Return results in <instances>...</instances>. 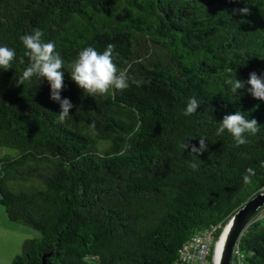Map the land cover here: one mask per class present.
Returning <instances> with one entry per match:
<instances>
[{
    "label": "trees",
    "instance_id": "16d2710c",
    "mask_svg": "<svg viewBox=\"0 0 264 264\" xmlns=\"http://www.w3.org/2000/svg\"><path fill=\"white\" fill-rule=\"evenodd\" d=\"M37 28L65 62L63 120L46 80L17 83L30 64L20 38ZM108 44L129 87L88 95L71 62ZM0 45L16 50L0 69V205L40 234L12 264H185L193 235L220 226L219 236L264 191V100L247 90L249 73L264 75V0H0ZM236 111L258 124L244 144L216 133ZM199 136L207 149L191 153ZM263 210L239 238L238 264H264Z\"/></svg>",
    "mask_w": 264,
    "mask_h": 264
},
{
    "label": "clouds",
    "instance_id": "9594fccd",
    "mask_svg": "<svg viewBox=\"0 0 264 264\" xmlns=\"http://www.w3.org/2000/svg\"><path fill=\"white\" fill-rule=\"evenodd\" d=\"M238 11L247 13L248 9L245 7L238 9ZM20 39L25 54L30 58V64L22 77L18 78L17 83L23 84L24 78H31L33 75L39 77L41 81L46 80L50 86V98L59 103V115L60 119L63 120L70 115L69 110L73 107V104L68 98H61L65 69L62 56L55 50L53 42L43 40L41 29H34L31 33L21 36ZM113 47L112 44H108L101 52L92 46H87L79 50L75 59L72 60L69 70L70 78L88 95L95 96L104 94L110 89L123 90L129 87V77L126 71L118 70L113 62ZM15 55V48L0 45V69L7 70L11 68ZM229 83L233 93L244 87V82L236 79L234 75ZM247 84L250 85L247 90L254 98L264 100V75H257L256 72L249 73ZM198 105L200 103L197 98L195 96L191 97L186 104L184 114L189 115L197 112ZM217 124V135L227 132L236 144L247 142L245 133L255 134L258 131L257 120L246 117L241 111L225 114ZM199 137L198 146L191 145V153L199 154L206 151L205 141L207 139L204 136ZM180 148L183 150L188 149V140L182 142ZM247 173L243 176V181L246 184L251 183L253 170L247 169Z\"/></svg>",
    "mask_w": 264,
    "mask_h": 264
},
{
    "label": "water",
    "instance_id": "95a60500",
    "mask_svg": "<svg viewBox=\"0 0 264 264\" xmlns=\"http://www.w3.org/2000/svg\"><path fill=\"white\" fill-rule=\"evenodd\" d=\"M264 206V191L251 198L225 223L213 246L212 264H231L234 247L241 234L252 221L258 210Z\"/></svg>",
    "mask_w": 264,
    "mask_h": 264
},
{
    "label": "rangeland",
    "instance_id": "374dc122",
    "mask_svg": "<svg viewBox=\"0 0 264 264\" xmlns=\"http://www.w3.org/2000/svg\"><path fill=\"white\" fill-rule=\"evenodd\" d=\"M39 236V232L30 227L10 222L0 205V264H12L15 257L22 254L24 241Z\"/></svg>",
    "mask_w": 264,
    "mask_h": 264
},
{
    "label": "built area",
    "instance_id": "2783aa9c",
    "mask_svg": "<svg viewBox=\"0 0 264 264\" xmlns=\"http://www.w3.org/2000/svg\"><path fill=\"white\" fill-rule=\"evenodd\" d=\"M220 226H213L211 229L193 235L181 249L180 256L185 264H212L213 246L217 240V232ZM238 242L234 247V256L231 264H238L235 260L238 257Z\"/></svg>",
    "mask_w": 264,
    "mask_h": 264
}]
</instances>
